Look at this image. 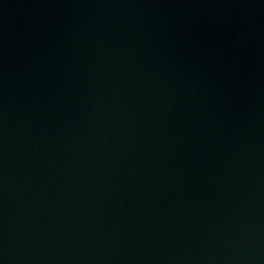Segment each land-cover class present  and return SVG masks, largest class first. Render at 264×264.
<instances>
[{
  "label": "water",
  "instance_id": "95a60500",
  "mask_svg": "<svg viewBox=\"0 0 264 264\" xmlns=\"http://www.w3.org/2000/svg\"><path fill=\"white\" fill-rule=\"evenodd\" d=\"M0 264H264V0H0Z\"/></svg>",
  "mask_w": 264,
  "mask_h": 264
}]
</instances>
